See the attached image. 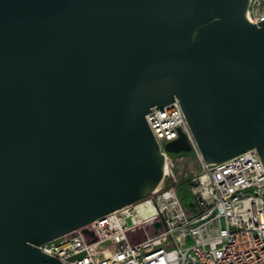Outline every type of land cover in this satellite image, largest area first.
<instances>
[{
  "label": "water",
  "instance_id": "1",
  "mask_svg": "<svg viewBox=\"0 0 264 264\" xmlns=\"http://www.w3.org/2000/svg\"><path fill=\"white\" fill-rule=\"evenodd\" d=\"M249 2L0 0V264H63L39 245L158 190L154 106L179 99L207 163L264 161Z\"/></svg>",
  "mask_w": 264,
  "mask_h": 264
},
{
  "label": "built area",
  "instance_id": "2",
  "mask_svg": "<svg viewBox=\"0 0 264 264\" xmlns=\"http://www.w3.org/2000/svg\"><path fill=\"white\" fill-rule=\"evenodd\" d=\"M247 17L264 20V0H250ZM156 107L146 120L164 157L158 190L39 248L63 264H264L259 151L207 163L179 99ZM181 133L190 150L169 151ZM182 181L191 191L187 204L178 195Z\"/></svg>",
  "mask_w": 264,
  "mask_h": 264
},
{
  "label": "rangeland",
  "instance_id": "3",
  "mask_svg": "<svg viewBox=\"0 0 264 264\" xmlns=\"http://www.w3.org/2000/svg\"><path fill=\"white\" fill-rule=\"evenodd\" d=\"M178 195L184 203L187 204V202L190 201L191 191H190L189 185L186 184L184 181H182L178 186Z\"/></svg>",
  "mask_w": 264,
  "mask_h": 264
}]
</instances>
